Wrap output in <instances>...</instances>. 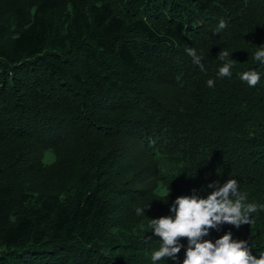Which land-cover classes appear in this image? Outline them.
I'll list each match as a JSON object with an SVG mask.
<instances>
[{"label": "trees", "instance_id": "1", "mask_svg": "<svg viewBox=\"0 0 264 264\" xmlns=\"http://www.w3.org/2000/svg\"><path fill=\"white\" fill-rule=\"evenodd\" d=\"M258 47L264 0H0V264H183L187 238L151 259V219L178 197L236 179L264 205ZM251 217L203 239L231 232L259 257L264 209Z\"/></svg>", "mask_w": 264, "mask_h": 264}, {"label": "clouds", "instance_id": "2", "mask_svg": "<svg viewBox=\"0 0 264 264\" xmlns=\"http://www.w3.org/2000/svg\"><path fill=\"white\" fill-rule=\"evenodd\" d=\"M225 27V21L221 20L216 31L220 32ZM185 51L193 63L203 69L201 57L197 55L196 50L189 47ZM229 55L226 50H221L218 55L219 59L224 61L218 70L221 77L231 75L233 61L228 59ZM251 58L264 63V47H258ZM240 79L249 87H255L261 76L256 70H249L243 72ZM207 84L213 87L214 80L209 79ZM208 187L215 190L206 198L197 195L178 197L171 208L174 217L151 219L150 227L161 241L159 249L151 255L152 261H160L165 257L175 259L183 247L179 240L187 238L188 247L183 264H264V252H260L259 257L254 256L247 242L233 240L231 232L217 239L215 243L203 239L209 235L210 229L223 224H231L237 228L250 224L251 214L264 209V205L246 203L247 196L238 190L236 179H228L219 186L210 184ZM135 211L139 216L146 209L137 208Z\"/></svg>", "mask_w": 264, "mask_h": 264}, {"label": "rangeland", "instance_id": "3", "mask_svg": "<svg viewBox=\"0 0 264 264\" xmlns=\"http://www.w3.org/2000/svg\"><path fill=\"white\" fill-rule=\"evenodd\" d=\"M47 155H49V154H47Z\"/></svg>", "mask_w": 264, "mask_h": 264}]
</instances>
